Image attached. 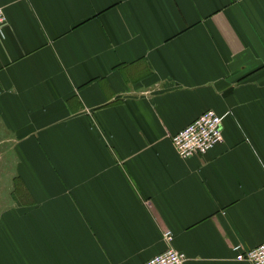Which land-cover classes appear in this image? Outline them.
Listing matches in <instances>:
<instances>
[{"label":"crops","instance_id":"crops-1","mask_svg":"<svg viewBox=\"0 0 264 264\" xmlns=\"http://www.w3.org/2000/svg\"><path fill=\"white\" fill-rule=\"evenodd\" d=\"M0 5V264H250L233 248L264 244V0ZM210 110L224 143L181 159L172 137Z\"/></svg>","mask_w":264,"mask_h":264},{"label":"built area","instance_id":"built-area-1","mask_svg":"<svg viewBox=\"0 0 264 264\" xmlns=\"http://www.w3.org/2000/svg\"><path fill=\"white\" fill-rule=\"evenodd\" d=\"M4 8L0 5V33L8 24ZM223 121L214 111H208L196 119L189 126L172 137L175 151L185 161L196 156H207L213 149L224 143ZM164 239L171 243L173 233L166 232ZM238 262L250 264H264V244L255 249L245 250L242 246H235ZM187 256L169 248L165 253L154 257L145 264H186Z\"/></svg>","mask_w":264,"mask_h":264}]
</instances>
